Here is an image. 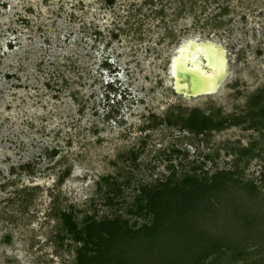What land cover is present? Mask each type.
Wrapping results in <instances>:
<instances>
[{"label":"rangeland","instance_id":"obj_1","mask_svg":"<svg viewBox=\"0 0 264 264\" xmlns=\"http://www.w3.org/2000/svg\"><path fill=\"white\" fill-rule=\"evenodd\" d=\"M211 1L178 18L175 0H0V264H76L63 213L138 227L142 189L222 172L200 227L233 247L204 264H264V0H228L218 27ZM189 37L224 51L208 95L172 89ZM193 110L225 127L189 132Z\"/></svg>","mask_w":264,"mask_h":264},{"label":"trees","instance_id":"obj_2","mask_svg":"<svg viewBox=\"0 0 264 264\" xmlns=\"http://www.w3.org/2000/svg\"><path fill=\"white\" fill-rule=\"evenodd\" d=\"M175 1V15L181 18L185 14L194 16L193 11L199 4L205 5L210 0ZM224 1L220 12L206 23L220 26L216 20L226 15L229 8L228 0ZM258 98L260 100L257 96L252 104ZM260 113L263 117L264 106ZM214 118L193 110L182 119V125L196 135L222 130L226 120ZM232 175L222 172L210 178H197L192 174L174 180L171 174L152 189H142L135 200L134 214L146 221L138 227H130L128 221L116 218L101 222L90 219L83 229H79L71 215L63 213L67 232L81 244L76 250V264H204L209 258L220 256L233 246L224 244L220 237L208 235L200 226L206 215L213 211L210 200L222 195L234 182ZM261 180L264 181V172ZM242 187L250 193L256 192L251 183H243ZM235 210L237 213V208ZM251 222L245 220V226L251 227ZM145 258H149L147 263Z\"/></svg>","mask_w":264,"mask_h":264},{"label":"bare ground","instance_id":"obj_3","mask_svg":"<svg viewBox=\"0 0 264 264\" xmlns=\"http://www.w3.org/2000/svg\"><path fill=\"white\" fill-rule=\"evenodd\" d=\"M182 43L181 47L177 46V52H174L170 60L172 61L169 67L171 80H176L177 67L190 69L198 81L203 84L205 92L212 93L224 74L226 66L224 51L211 41L198 42L193 37L184 39ZM180 85L185 87L186 82Z\"/></svg>","mask_w":264,"mask_h":264},{"label":"water","instance_id":"obj_4","mask_svg":"<svg viewBox=\"0 0 264 264\" xmlns=\"http://www.w3.org/2000/svg\"><path fill=\"white\" fill-rule=\"evenodd\" d=\"M194 40L201 42L198 39H194ZM182 44L183 43H181L179 47H181ZM171 63L172 61L170 62V66H171ZM169 74H170V69H169ZM175 77H176V80L174 79L172 81V89L175 94L184 96V97H197L201 95H208L204 90L203 84L198 81V78H196L193 75L190 69L177 67L175 70ZM182 82H186L185 87L184 86L182 87L180 85V83Z\"/></svg>","mask_w":264,"mask_h":264}]
</instances>
